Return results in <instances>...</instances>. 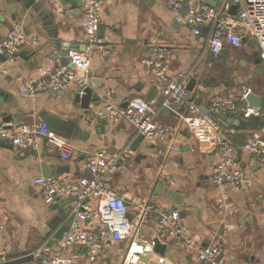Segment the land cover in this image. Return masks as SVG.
I'll return each instance as SVG.
<instances>
[{"label":"crops","instance_id":"crops-1","mask_svg":"<svg viewBox=\"0 0 264 264\" xmlns=\"http://www.w3.org/2000/svg\"><path fill=\"white\" fill-rule=\"evenodd\" d=\"M99 1L103 49L91 58L89 89L101 100L91 102L86 110L76 102L75 86L59 91V95L45 92L28 100L21 97L18 83L19 79L40 77L43 69L63 64L62 43L85 49L80 2L0 0V40L11 30L19 31L26 39L14 63L0 58V91L5 98L0 106V123L6 128H18L54 115L74 123L82 120L80 129L89 133L68 140L74 148L70 161H64L42 140L38 150L0 144V246L9 250L10 261L32 256L44 247L50 248V255L60 253L61 248L57 251L53 240L65 218L55 230L50 227L58 210L53 211V205L46 203L36 179L63 177L76 184L89 177L84 158L130 147V166L110 182L111 188L127 200V220H134L136 205L151 200L163 209L180 211L186 236L197 244H223L226 264L264 263V167L244 148L251 139L264 138V107L260 108L259 117L244 118L227 112L230 122L218 118L236 148L237 164L247 172L250 183L238 191L225 184L213 185L211 178L219 162L217 152L200 150L180 118L173 111L170 115L163 113V94L153 91L157 85L144 63L153 45L167 46L172 53L169 75L186 76L187 88L195 81L193 91H188L202 113L208 112L218 98H233L240 107L245 105L246 93L264 98V61L256 40L244 37L241 51L225 47L219 60L209 66L211 29L204 28L202 35L196 37L189 27L176 21L177 14L167 0ZM154 97L153 104L148 105L157 111L155 119L173 129L174 134L166 143L153 144L145 139L139 142L135 129L124 122H93L107 103L125 107L134 99L146 102ZM187 110L185 107L184 113ZM174 147L180 151H172ZM161 148L164 153H159ZM161 170L166 174L161 175ZM142 231L145 243L155 245L153 251H146L142 264H158L160 257L170 264H196L194 256L174 241L159 242L156 221L145 224ZM156 241L165 247L163 251L156 249ZM125 252L126 243L121 242L112 245L95 262H89L81 249L76 264H120Z\"/></svg>","mask_w":264,"mask_h":264},{"label":"built area","instance_id":"built-area-1","mask_svg":"<svg viewBox=\"0 0 264 264\" xmlns=\"http://www.w3.org/2000/svg\"><path fill=\"white\" fill-rule=\"evenodd\" d=\"M78 1L82 6L85 49L80 50L70 42L62 43V50L67 53L70 65L61 64L43 69L40 77L19 79L21 97L35 100L41 93L63 91L70 86L76 87L77 95H85L90 84L91 58L103 49L99 38L101 3L99 0ZM209 1L212 0H167L169 8L177 14L176 21L189 27L196 37L202 35L204 28L211 29L208 41L209 66L219 60L225 47L241 51L244 37L256 40L264 61V0H213L216 2L214 6ZM234 7L237 8L235 15L231 13ZM25 45L24 35L11 30L0 40V58L14 63ZM171 54L167 46L155 44L150 56L144 61L155 85L162 90V106H173V113L188 128L190 137L200 150L214 149L217 152L219 162L214 168L211 183L218 186L225 184L236 191L243 189L250 183V177L237 164L236 148L226 137L217 115L229 112L244 118L259 117L261 109L247 105L239 107L233 98H218L212 102L209 111L203 114L197 101L191 100L186 87L188 78L169 75ZM185 107L187 113H184ZM156 114L157 111L143 99L137 98L125 107L107 103L104 111L97 113L93 122H124L135 129L138 137L143 136L149 143L163 144L174 133L171 127L155 119ZM40 140L52 151H57L64 161L73 159L74 148L71 143L53 133L46 121L27 123L11 129L0 123V144L7 143L23 150H38L41 147ZM244 148L264 167V138L251 139ZM171 150L179 152L180 148L174 147ZM164 152L162 148L159 150V153ZM132 154L131 148L127 147L113 153L101 151L89 155L84 158V167L89 177L76 184L68 183L63 177L36 179L35 184L43 189L47 204L53 205L57 199H73L74 219L60 242V253L50 255V248L44 247L32 255L31 262L22 264H76L81 249L85 251L89 262H95L112 245L121 242L126 243V252L120 264H142L146 251H153L155 247L153 244L147 245L142 235L143 226L152 221L157 222L159 242L166 239L174 241L194 256L196 264H226L223 244L202 246L186 236L187 228L178 210L163 209L150 200L134 207L133 221L126 219L130 208L125 196L107 187L116 174L130 166ZM165 174L166 171L161 170V175ZM73 248L76 250L73 251ZM9 262V250L0 246V264ZM157 263L170 264L161 257Z\"/></svg>","mask_w":264,"mask_h":264},{"label":"water","instance_id":"water-1","mask_svg":"<svg viewBox=\"0 0 264 264\" xmlns=\"http://www.w3.org/2000/svg\"><path fill=\"white\" fill-rule=\"evenodd\" d=\"M209 4L214 6L216 4L215 1H209ZM236 10L237 8L234 7L231 10V13L233 15L236 14ZM100 32H102L103 30V26H100ZM60 57L63 60V64H68L70 65L69 59L67 58V53L66 52H62L60 53ZM195 81L192 80L187 88V90L189 91H193V87H194ZM158 90V93H162L161 88H159L158 86L156 88H154V92ZM52 95H59V91H53L50 90L49 91ZM101 99L98 95H95L93 93V91L91 89H87L85 92V95L83 96H79L76 95V102L80 103L82 105L83 109L89 110L90 109V103L91 102H99ZM153 101H155V97L150 100L148 99V101H146L147 104L152 105ZM164 101V97L162 98V102ZM5 103V98L2 97L1 91H0V106H3ZM243 104L252 107V108H262L264 107V98L261 96L256 95L255 93H248V95L243 98ZM173 106L170 107H163L162 106V111L164 114L166 115H170L171 111H172ZM207 112L204 111L203 114H206ZM217 117L222 121V122H230L232 119H230L228 117V115L225 112H221L220 114L217 115ZM46 123L49 126V129L54 132L55 134L61 136L62 138H65L67 140H76L78 138H80L81 136H88L89 133L87 131H84L82 129H80L79 125L81 126L82 124V120L80 123H74L73 121H66L64 119H60L59 117H56L54 115H49L46 118ZM12 128V127H10ZM142 140H144L143 136H139V142H141ZM138 142V143H139ZM108 189L111 188V186L107 187ZM161 185L158 187V190H160ZM168 196H170L172 198V196L170 194H167ZM73 199H66L65 201L61 202L60 199H57L56 202L53 204V211L58 210V216H56L55 218L52 219L51 222V228L53 230H55L58 225L63 221V219L65 218L64 221V226L61 227L57 233L55 234V238L53 240V244L56 247L57 251H59L60 247H59V242L63 240L64 235L69 231V228L73 222V215H72V202ZM68 215V216H67ZM157 245H156V249H159L161 251L164 250L165 247L159 245L158 241H156ZM33 259V257L27 256L21 259H16L13 260L11 262H9L8 264H22V263H27V262H31Z\"/></svg>","mask_w":264,"mask_h":264}]
</instances>
